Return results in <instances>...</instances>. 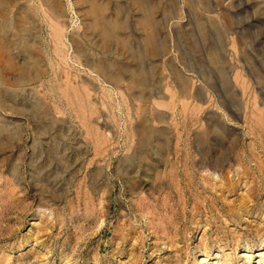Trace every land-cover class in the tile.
I'll return each instance as SVG.
<instances>
[{"label":"rangeland","instance_id":"1","mask_svg":"<svg viewBox=\"0 0 264 264\" xmlns=\"http://www.w3.org/2000/svg\"><path fill=\"white\" fill-rule=\"evenodd\" d=\"M57 1L0 0V264H264V0H173L198 21L196 47L183 34L203 79L174 86L167 115L137 105L129 54L88 26V2ZM94 1L120 23L134 4Z\"/></svg>","mask_w":264,"mask_h":264},{"label":"crops","instance_id":"2","mask_svg":"<svg viewBox=\"0 0 264 264\" xmlns=\"http://www.w3.org/2000/svg\"><path fill=\"white\" fill-rule=\"evenodd\" d=\"M140 1L141 3H138L134 0L132 5H121V34L118 31L119 27L114 29L110 27L113 30L111 31L109 28L110 37H102L107 42H109V39L120 42L122 57H124V52L129 54L128 59L126 57L121 59V68L125 71L124 73H127L126 75L131 76L132 79L131 81L129 79L128 82L133 83L135 91H139L140 97L136 101L137 104L138 101L140 102L139 107L141 105L142 107L151 106L153 113L160 112L167 115V112L174 107L172 95H169L174 86L177 87V91L184 93L185 97H188V93H190L185 88L186 84L190 85V88L193 87L195 93L201 86L199 79L203 78H200V72L197 69L198 57L195 54L191 55L193 48L189 47V39H186L183 34L187 30L188 35H191V45L196 47L197 42L193 38L198 39L199 35L197 30H194V33L189 32V24L198 21L195 19L187 20L188 15L185 13L190 11L188 5H181L173 2V0H153L151 3L145 2V0ZM131 11L134 13L133 15L130 14ZM193 11L198 10L194 9ZM147 14L149 16H145ZM194 27L199 29L198 25H193L192 28L194 29ZM149 34H152V36ZM216 45L218 46V44ZM199 47H201V44H199ZM203 53L202 51V55ZM212 54L213 51L209 50V57H214ZM129 60L135 63L133 68L127 66L126 63ZM181 61H184V63L191 62V64H186L188 71L180 70ZM103 62H106V66L99 61L93 63L96 71L107 78L108 74H115L118 78L121 77L122 81L124 75L115 71L112 61L108 62L104 59ZM143 92L148 96H144Z\"/></svg>","mask_w":264,"mask_h":264},{"label":"bare ground","instance_id":"3","mask_svg":"<svg viewBox=\"0 0 264 264\" xmlns=\"http://www.w3.org/2000/svg\"><path fill=\"white\" fill-rule=\"evenodd\" d=\"M44 1V3L45 4H48L49 5V8L50 9H52V10H54L56 7H57V3H58V1L57 0H42V2ZM51 1V2H50ZM88 3H87V5H88V7H86L87 8V12H88V14H90V16H91V19H90V21L88 22V26L89 27H91L92 28V30L94 29V28H96L97 27V29L99 30V32L102 34V36L104 37V38H107V37H110V33H109V28L111 27L112 29H114V28H117L121 23L120 22H118L116 19H106V18H102L101 16H100V12L102 11V10H104V9H106V6L104 5V4H97L94 0H86ZM114 1V0H113ZM134 1V0H133ZM169 1V0H168ZM219 1V0H218ZM245 1V0H244ZM251 1V0H250ZM15 2V1H14ZM16 2H17V0H16ZM136 2H138V3H141V1L140 0H136ZM163 2V1H162ZM191 2H192V0H191ZM196 2V1H195ZM201 2V1H200ZM213 2V1H212ZM238 2V1H237ZM262 2V1H261ZM12 3V2H11ZM40 3V2H39ZM77 3V2H76ZM26 4V3H25ZM81 4H82V2H81ZM80 4V5H81ZM221 4V3H220ZM261 4V3H260ZM14 5H15V3H14ZM22 5V4H21ZM24 5V4H23ZM144 5V4H143ZM187 5V4H186ZM42 6V5H41ZM43 6H45V5H43ZM189 6V5H188ZM187 6V7H188ZM198 6V5H197ZM196 6V7H197ZM257 6V5H256ZM258 6H259V4H258ZM11 7H12V5H11ZM46 8H47V6H45ZM141 7V6H140ZM158 7V6H157ZM162 7V6H161ZM190 7V6H189ZM21 8V7H20ZM25 8V7H24ZM29 8H31L30 6H29ZM45 8V9H46ZM154 8V7H153ZM156 8V7H155ZM182 8V7H181ZM219 8V7H218ZM26 9V8H25ZM197 9V8H196ZM214 9V8H213ZM264 9V8H263ZM31 10H33V9H31ZM35 10V9H34ZM83 10H85V9H83ZM119 10V9H118ZM181 10V9H180ZM189 10V9H188ZM199 10V9H198ZM10 11V10H9ZM12 11V10H11ZM42 11V10H41ZM48 11H49V9H48ZM55 11V10H54ZM57 11V10H56ZM59 11V10H58ZM139 11V10H138ZM175 11V10H174ZM183 11V10H182ZM60 12V11H59ZM162 12H163V10H162ZM168 12V11H167ZM193 13H194V11H192ZM7 13H9V12H7ZM12 13V12H11ZM33 13V12H32ZM56 13V12H55ZM214 13V12H213ZM226 13V12H225ZM232 13V12H231ZM43 14H44V12H43ZM47 14V13H46ZM50 14H51V12H50ZM169 14V13H168ZM197 14V13H196ZM215 14V13H214ZM11 15V14H10ZM23 15V14H22ZM59 15V14H58ZM87 15V14H86ZM115 15H117V14H115ZM212 15V14H211ZM228 15V14H227ZM232 15V14H231ZM4 16V15H3ZM8 16V15H7ZM103 16V15H102ZM145 16H149L148 14L147 15H145ZM1 17V16H0ZM21 17V16H20ZM50 17V16H49ZM115 17V16H114ZM155 17V16H154ZM169 17V16H168ZM185 17V16H184ZM199 17V16H198ZM3 18V17H2ZM36 18V17H35ZM58 18V17H57ZM109 18H110V16H109ZM117 18V17H116ZM125 18V17H124ZM147 18V17H146ZM175 18V17H174ZM28 19V18H27ZM53 19V18H52ZM165 19V18H164ZM193 19V18H192ZM196 19V18H195ZM210 19V18H209ZM2 20H4V19H2ZM147 20V19H146ZM152 20V19H151ZM197 20V19H196ZM9 21V20H8ZM11 21V20H10ZM54 21H57L56 19L54 20ZM22 22V21H21ZM142 22V21H141ZM218 22V21H217ZM229 22H230V20H229ZM4 23V22H3ZM23 23H25V22H23ZM125 23V22H124ZM147 23V22H146ZM216 23V22H215ZM198 24H200V23H198ZM202 24V23H201ZM11 25V24H10ZM25 25H26V23H25ZM50 25V24H49ZM50 26H52V25H50ZM2 27V26H1ZM57 27V26H56ZM56 27H53L52 29H53V34H54V36H58L59 35V29L58 28H56ZM122 27V26H121ZM127 27V26H126ZM59 28H61V27H59ZM111 28H110V30H111ZM19 29V28H18ZM143 29H144V27H143ZM96 30V29H95ZM0 31H1V29H0ZM21 31V30H20ZM19 31V32H20ZM82 31V30H81ZM90 31V30H89ZM111 31H113V30H111ZM12 32V31H11ZM76 32V31H75ZM12 33H14V32H12ZM18 33V32H17ZM28 33V32H27ZM73 33V32H72ZM148 33H151V32H148ZM22 34V33H21ZM29 34V33H28ZM17 35V34H16ZM73 35H74V33H73ZM84 35V34H83ZM149 35H151L152 36V34H149ZM18 36V35H17ZM53 37V36H52ZM78 37V36H77ZM94 37V36H93ZM145 37V36H144ZM95 38V37H94ZM153 38V37H152ZM22 39V38H21ZM25 39V38H24ZM109 39V38H108ZM52 40V39H51ZM81 40V39H80ZM89 40V39H88ZM110 40V39H109ZM122 40V39H121ZM2 41H3V39H2ZM37 41V40H36ZM149 41V40H148ZM24 42V41H23ZM32 42H34V41H32ZM32 42H31V44H32ZM48 42V41H47ZM58 42V41H57ZM97 42H99V41H97ZM122 42H124V41H122ZM128 42V41H127ZM126 42V43H127ZM9 43V42H8ZM114 43H117V42H114ZM1 44V43H0ZM15 44V43H14ZM18 44H19V42H18ZM21 45L22 44H24V43H20ZM29 45H30V43H28ZM39 44V43H38ZM55 44V43H54ZM57 44V43H56ZM55 44V45H56ZM59 44V43H58ZM123 44V43H122ZM22 46H24V45H22ZM31 47H32V45H30ZM128 46V45H127ZM127 46H125V47H127ZM147 46V45H146ZM18 47H20V46H18ZM41 47V46H40ZM110 47V46H109ZM113 47V46H112ZM36 48V47H35ZM57 48V47H56ZM116 48V47H115ZM151 48H153V47H151ZM15 49V48H14ZM26 49V48H25ZM43 49V48H42ZM83 49H85V47L83 48ZM82 49V50H83ZM121 49V48H120ZM27 51H28V49H26ZM39 50H41V48L39 49ZM53 50V49H52ZM131 50V49H130ZM152 50V49H151ZM42 51V50H41ZM54 51V50H53ZM85 51V50H84ZM95 51V50H94ZM107 51V50H106ZM108 51H109V49H108ZM122 51V50H121ZM133 51V50H132ZM39 52V51H38ZM80 52V51H79ZM153 52V51H152ZM46 53V52H45ZM52 53V52H51ZM58 53H59V51H58ZM91 53V52H90ZM132 53V52H131ZM53 54V53H52ZM56 54V53H55ZM134 54V53H133ZM214 54V53H213ZM63 55V54H62ZM98 55V54H97ZM47 56H49V55H47ZM89 56V55H88ZM100 56V55H99ZM110 56V55H109ZM115 56H116V54H115ZM34 57V56H33ZM128 57H129V55H128ZM54 58V57H53ZM109 58V57H108ZM45 59V58H44ZM47 59V58H46ZM51 59V58H50ZM84 59V58H83ZM93 59V58H92ZM112 59V58H111ZM128 59V58H127ZM90 60V59H89ZM104 60V59H103ZM110 60V59H109ZM48 61V60H47ZM65 62V61H64ZM89 63H91L90 61H89ZM108 63V62H107ZM7 64V66L8 67H15V66H12V64L13 63H11L10 61L8 62V63H6ZM35 64H36V61L34 60V59H30L29 60V65H31V66H35ZM60 64V63H59ZM92 64V63H91ZM15 65V64H14ZM17 65V64H16ZM21 65V64H20ZM54 65H56V64H54ZM94 65V64H93ZM61 66V65H60ZM89 66V65H88ZM96 66V65H95ZM140 66V65H139ZM44 67V66H43ZM94 67V66H93ZM92 67V68H93ZM109 67H110V65H109ZM20 68V67H19ZM56 68V67H55ZM58 68V67H57ZM96 68H97V66H96ZM52 69V68H51ZM60 69V68H59ZM69 69V68H68ZM42 70H44V69H41V71ZM47 70V69H46ZM62 70V69H61ZM100 70H102L101 68H100ZM17 72H18V69L16 70ZM143 71V70H142ZM142 71H141V73H142ZM44 72H45V70H44ZM54 73L56 72V71H53ZM58 72V71H57ZM62 72V71H61ZM63 72H64V70H63ZM110 72V71H109ZM132 72V71H131ZM140 72V71H139ZM48 73V72H47ZM117 73V72H116ZM145 73V72H144ZM20 74H21V72H20ZM58 74V73H57ZM60 74H62V73H60ZM72 74V73H71ZM120 74V73H119ZM55 75H56V73H55ZM69 75V74H68ZM109 76H108V78L109 79H107V80H112L113 82H117L118 80H119V78L115 75V74H108ZM22 76V75H21ZM20 76V77H21ZM71 76V75H70ZM69 76V77H70ZM140 76V75H139ZM142 76H143V74H142ZM18 77H19V75H18ZM29 77H30V75H29ZM35 77V76H34ZM33 77V78H34ZM39 77V76H38ZM52 77V76H51ZM58 77V76H57ZM131 77V76H130ZM145 77V76H144ZM22 78V77H21ZM55 78H56V76H55ZM61 78V77H60ZM68 78V77H67ZM50 79V78H49ZM130 79V78H129ZM57 80V79H56ZM55 80V81H56ZM66 80V79H65ZM75 80V79H74ZM4 81V80H3ZM2 81V82H3ZM13 81V80H12ZM21 81V80H20ZM30 80H28V82H29ZM49 81V80H48ZM83 81V80H82ZM131 81V80H130ZM139 81H141V80H139ZM14 82V81H13ZM16 82V81H15ZM46 82V81H45ZM51 82V81H50ZM58 82V81H57ZM65 82V81H64ZM68 82V81H67ZM66 82V83H67ZM62 83H63V81H62ZM78 83V82H77ZM235 83V82H234ZM56 84V83H55ZM74 84V83H73ZM79 84V83H78ZM74 85H76V83L74 84ZM90 85V84H89ZM88 85V86H89ZM127 85H129V84H127ZM126 85V86H127ZM32 86V85H31ZM41 86V85H40ZM52 86V85H51ZM67 86V85H66ZM80 86V85H79ZM119 86V85H118ZM130 86V85H129ZM141 86H142V84H141ZM140 86V87H141ZM13 87V86H12ZM25 87V86H24ZM34 87V86H33ZM86 87H87V85H86ZM136 87H137V85H136ZM41 88V87H40ZM51 88V87H50ZM60 88V87H59ZM77 88V87H76ZM79 88V87H78ZM138 88V87H137ZM47 89V88H46ZM61 89V88H60ZM80 89V88H79ZM132 89H134V88H132ZM56 90V89H55ZM77 90V89H76ZM130 90V89H129ZM60 91V90H59ZM58 91V92H59ZM31 92V91H30ZM30 92H28V93H30ZM61 92V91H60ZM66 92H68V91H66ZM138 92V91H137ZM33 93V92H32ZM49 93V92H48ZM55 93V92H54ZM57 93V92H56ZM35 94V93H34ZM51 94V93H50ZM60 94V93H59ZM68 94V93H67ZM71 95V94H70ZM69 95V96H70ZM136 95V94H135ZM139 95V94H138ZM262 95V94H261ZM33 97V96H32ZM32 97H30V99L32 98ZM75 97H76V95H75ZM136 97V96H135ZM140 97V96H139ZM36 98H38V97H36ZM72 98V97H71ZM39 99V98H38ZM77 99V98H76ZM37 100V99H36ZM73 100V99H72ZM78 100V99H77ZM4 101H7L6 99L4 100ZM29 102V101H28ZM84 102V101H83ZM6 103V102H5ZM73 103V102H72ZM85 103V102H84ZM10 105L13 107V106H15L14 105V102L12 101L11 103H10ZM35 104H33V106H34ZM44 105H45V102H44ZM138 105V104H137ZM239 105H241V104H239ZM139 106V105H138ZM29 107V106H28ZM38 107V106H37ZM43 107V106H42ZM141 107H142V105H141ZM30 108H32V107H30ZM41 108V107H40ZM241 108V107H240ZM138 109H141V108H138ZM43 110H44V108H43ZM37 111V110H36ZM35 111V112H36ZM150 111H151V109H150ZM22 112V111H21ZM38 112V111H37ZM37 112H36V114H37ZM40 112V111H39ZM139 112V111H138ZM25 113V112H24ZM43 113V112H42ZM46 113V112H45ZM44 113V114H45ZM150 113V112H149ZM23 114V113H22ZM160 114V113H159ZM38 115V114H37ZM46 116V115H45ZM154 116V115H153ZM39 117V116H38ZM43 118V117H42ZM144 118V117H143ZM34 119V118H33ZM37 119V118H36ZM46 119H48V118H46ZM46 119H44V121L46 120ZM49 119H51V118H49ZM162 119V118H161ZM221 119V118H220ZM254 119V118H253ZM208 120V119H207ZM38 122V121H37ZM40 122V121H39ZM61 122V121H60ZM145 122V121H144ZM209 122V121H208ZM50 124H51V122H50ZM263 124V123H262ZM143 125V124H142ZM17 126V125H16ZM255 126V125H254ZM47 127V126H46ZM249 127V126H248ZM14 128V127H13ZM50 128V127H49ZM142 128V127H141ZM37 129V128H36ZM143 129V128H142ZM143 131L144 130H142V134H143ZM262 131H264V130H262ZM44 132V131H43ZM42 132V133H43ZM48 132H50V131H48ZM256 132V131H255ZM16 133V132H15ZM41 133V132H40ZM47 133V132H46ZM159 133V132H158ZM261 133V132H260ZM18 134V133H17ZM141 134V135H142ZM151 134H152V132H151ZM43 135V134H42ZM49 135V134H48ZM17 136V135H16ZM41 136V135H40ZM61 136V135H60ZM232 136H234V135H232ZM57 137V136H56ZM62 137V136H61ZM71 137V136H70ZM144 137H146V136H144ZM152 138V137H151ZM257 138V137H256ZM263 138V137H262ZM261 138V139H262ZM55 139V138H54ZM61 139V138H60ZM148 139V138H147ZM77 140V139H76ZM150 140V139H149ZM26 141V140H25ZM64 141H66V140H64ZM63 141V142H64ZM70 141V140H69ZM74 141V140H73ZM146 141V140H145ZM229 141H230V139H229ZM55 142V141H54ZM147 142V141H146ZM262 142V141H261ZM79 143V142H78ZM237 143V142H236ZM256 143V142H255ZM43 144H45V143H43ZM70 144H73V143H70ZM70 144H68V145H70ZM148 144V143H147ZM57 145H58V143H57ZM236 145V144H235ZM54 146V145H53ZM67 146V145H66ZM80 146V145H79ZM97 146V145H96ZM261 146V145H260ZM57 147V146H56ZM59 147V146H58ZM64 147V146H63ZM242 148H244V147H242ZM242 148H240V149H242ZM253 148V147H252ZM12 150V149H11ZM62 150V149H61ZM66 150V149H65ZM76 150H77V148H76ZM80 150V149H79ZM137 150H138V148H137ZM261 150H262V147H261ZM34 152V151H33ZM61 152H63V151H61ZM60 152V153H61ZM66 152V151H65ZM26 153V152H25ZM136 153V152H135ZM238 153V152H237ZM144 154H142V156H143ZM240 155V154H239ZM249 155V154H248ZM63 156V155H62ZM72 156V155H71ZM131 156V155H130ZM136 156V155H135ZM141 156V155H140ZM204 156V155H203ZM129 157V156H128ZM144 157V156H143ZM206 157V156H205ZM247 157V156H246ZM249 157V156H248ZM66 158V157H65ZM132 159V158H131ZM139 159V158H138ZM141 159H142V157H141ZM144 159V158H143ZM140 160V159H139ZM148 160V159H147ZM217 160V159H216ZM260 160V159H259ZM146 161V160H145ZM213 161V160H212ZM252 161V160H251ZM254 161V160H253ZM129 162V161H128ZM210 162V161H209ZM250 162V161H249ZM248 162V163H249ZM253 164V163H252ZM244 166V165H243ZM242 166V167H243ZM264 166V165H263ZM252 167V166H251ZM257 167V166H256ZM95 168H96V166L94 167V170H93V172L95 171ZM102 168V167H101ZM242 169V168H241ZM259 169V168H258ZM250 170V169H249ZM260 170H261V168H260ZM259 170V171H260ZM264 170V169H263ZM41 171V170H40ZM92 172V173H93ZM99 172V171H98ZM96 173V172H95ZM92 175H95V174H92ZM99 175V174H98ZM255 175V174H254ZM90 177H91V175H90ZM94 177V176H93ZM93 179V178H92ZM91 179V180H92ZM257 183V182H256ZM96 184V183H95ZM195 184V183H194ZM223 184V183H222ZM255 184V183H254ZM260 184V183H259ZM135 185V184H134ZM220 185H221V183H220ZM262 185V184H261ZM41 186V185H40ZM98 186V185H97ZM197 186V185H196ZM224 186V185H223ZM44 187V186H43ZM186 187H188V186H186ZM199 187V186H198ZM243 187V186H242ZM256 187V186H255ZM132 188V187H131ZM194 188V187H193ZM195 188H197V187H195ZM194 188V189H195ZM141 189V188H140ZM184 189V188H183ZM244 189V188H243ZM258 188H256V190H257ZM129 190V189H128ZM142 191V190H141ZM244 191V190H243ZM262 191V190H261ZM41 192V191H40ZM137 192V191H136ZM193 192V191H192ZM253 192V191H252ZM256 192V191H255ZM53 193V192H52ZM142 193H143V191H142ZM246 193V192H245ZM260 193V192H259ZM192 194H194V193H192ZM245 195H247V194H245ZM250 195H251V193H250ZM249 196V195H248ZM250 197H252V196H250ZM203 199V198H202ZM249 199H251V198H249ZM259 199V198H258ZM193 201V200H192ZM253 202V201H252ZM48 203V202H47ZM176 203H177V201H176ZM37 205V204H36ZM210 205V204H209ZM206 206H208L207 204H206ZM198 207V206H197ZM204 206L202 205V208H203ZM212 207V206H211ZM259 207V206H258ZM183 208V207H182ZM196 208V207H195ZM206 208V207H205ZM260 208H262V207H260ZM200 209V208H199ZM210 209V208H209ZM181 210V209H180ZM186 211V210H185ZM197 211V210H196ZM240 211V210H239ZM182 212V211H181ZM180 212V213H181ZM201 212V211H200ZM262 212V211H261ZM182 214V213H181ZM184 215V214H183ZM182 215V216H183ZM262 215V214H261ZM194 220V219H193ZM198 220V219H197ZM195 221V220H194ZM193 221V222H194ZM158 222V221H157ZM197 222V221H196ZM180 223H182V222H180ZM200 223V222H199ZM196 224H198V223H196ZM209 224V223H208ZM132 225V224H131ZM206 225V224H205ZM131 227V226H130ZM170 227V226H169ZM197 227V226H196ZM165 228V227H164ZM180 228V227H179ZM128 229V228H127ZM160 229V228H159ZM124 230H126V229H124ZM163 230H165V229H163ZM173 230V229H172ZM236 230V229H235ZM168 231H169V229H168ZM201 231H203V230H201ZM126 232V231H125ZM130 232V231H129ZM164 232V231H163ZM128 233V232H127ZM170 233V232H169ZM176 233V232H175ZM206 233V232H205ZM262 233V232H261ZM264 233V232H263ZM122 234V233H121ZM126 235V234H125ZM173 235V234H172ZM179 235V234H178ZM233 235V234H232ZM235 235V234H234ZM237 235V234H236ZM165 236H166V234H165ZM264 236V235H263ZM126 237V236H125ZM138 237H139V235H138ZM169 237V236H168ZM172 237V236H171ZM231 237V236H230ZM205 238V237H204ZM236 238V237H235ZM234 238V239H235ZM133 239V238H132ZM139 239V238H138ZM169 239V238H168ZM207 239V238H206ZM141 240V239H140ZM144 240V239H143ZM172 240H173V238H172ZM220 240V239H219ZM236 240V239H235ZM259 240H260V238H259ZM258 240V241H259ZM137 241V240H136ZM175 241V240H174ZM181 242V241H180ZM172 243V242H171ZM207 243V242H206ZM205 243V244H206ZM232 243V242H231ZM201 244H203V243H201ZM235 244V243H234ZM138 245V244H137ZM141 245L143 246V244L141 243ZM142 246H140V248L142 247ZM183 246V245H182ZM205 246V245H204ZM122 247V246H121ZM200 248V247H199ZM205 249V248H204ZM206 250V249H205ZM134 261V260H133ZM136 261V260H135ZM131 262H132V260H131ZM169 262V261H168ZM123 263V262H122ZM130 263V262H129ZM170 264V263H169Z\"/></svg>","mask_w":264,"mask_h":264}]
</instances>
